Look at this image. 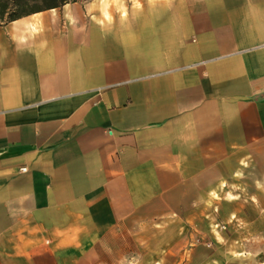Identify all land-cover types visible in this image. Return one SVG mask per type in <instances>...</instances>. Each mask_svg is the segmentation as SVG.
I'll return each mask as SVG.
<instances>
[{
	"label": "crops",
	"instance_id": "crops-1",
	"mask_svg": "<svg viewBox=\"0 0 264 264\" xmlns=\"http://www.w3.org/2000/svg\"><path fill=\"white\" fill-rule=\"evenodd\" d=\"M119 3L0 27V264H264V0Z\"/></svg>",
	"mask_w": 264,
	"mask_h": 264
},
{
	"label": "rangeland",
	"instance_id": "rangeland-1",
	"mask_svg": "<svg viewBox=\"0 0 264 264\" xmlns=\"http://www.w3.org/2000/svg\"><path fill=\"white\" fill-rule=\"evenodd\" d=\"M155 229L152 232L139 231L138 234L134 235V243L136 245H131V242L133 243L131 237L126 238L125 244L122 247L123 261H118L117 264H179V262L175 261L174 256H172L171 261L164 262L165 253L172 251L175 254L179 251V244L181 240L183 242V239H185L184 236L188 235L190 237V234L195 231L191 228L180 230L179 225L175 224L159 226ZM195 242L196 240L191 241L189 238L186 247L184 246L183 249L187 248L189 252L194 247L191 243L195 244ZM170 243L172 245H169Z\"/></svg>",
	"mask_w": 264,
	"mask_h": 264
},
{
	"label": "trees",
	"instance_id": "trees-1",
	"mask_svg": "<svg viewBox=\"0 0 264 264\" xmlns=\"http://www.w3.org/2000/svg\"><path fill=\"white\" fill-rule=\"evenodd\" d=\"M87 0H0V27L23 17Z\"/></svg>",
	"mask_w": 264,
	"mask_h": 264
},
{
	"label": "clouds",
	"instance_id": "clouds-1",
	"mask_svg": "<svg viewBox=\"0 0 264 264\" xmlns=\"http://www.w3.org/2000/svg\"><path fill=\"white\" fill-rule=\"evenodd\" d=\"M117 3L119 4V8L122 9L123 8V4L119 3V0H117ZM149 3H155V0H149ZM133 4L134 7L139 8L141 5L138 3V0H133ZM101 12L102 15L104 16V19L108 21V23L110 24L112 22V17L108 12V8L110 7V0H101ZM98 23H100L101 25L104 24V21H98ZM32 27V31H38V29L35 26H31Z\"/></svg>",
	"mask_w": 264,
	"mask_h": 264
}]
</instances>
